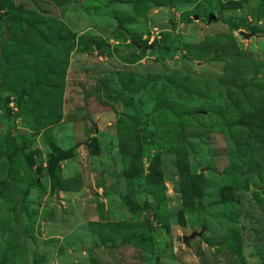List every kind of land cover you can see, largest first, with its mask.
Returning <instances> with one entry per match:
<instances>
[{
    "label": "rangeland",
    "instance_id": "obj_1",
    "mask_svg": "<svg viewBox=\"0 0 264 264\" xmlns=\"http://www.w3.org/2000/svg\"><path fill=\"white\" fill-rule=\"evenodd\" d=\"M0 264H264V0H0Z\"/></svg>",
    "mask_w": 264,
    "mask_h": 264
},
{
    "label": "trees",
    "instance_id": "obj_2",
    "mask_svg": "<svg viewBox=\"0 0 264 264\" xmlns=\"http://www.w3.org/2000/svg\"><path fill=\"white\" fill-rule=\"evenodd\" d=\"M142 154H143V147H142L141 143L138 142L137 143V150H136V153L132 156L130 166H129L128 170L124 171V175L127 178L133 179V178H136L140 175L141 171H140L139 167L137 166V163L141 160ZM73 155H74V149L73 148L66 150V151L65 150L60 151L54 157L53 161L50 163L51 164V166H50L51 170H53L55 168V165L58 162L70 159L73 157ZM127 203L129 206V210L134 214H137V213H139V212H141L144 209L149 207L148 202H144L143 204H139V203L135 202L131 197H127ZM147 224H148V226L151 227L149 221Z\"/></svg>",
    "mask_w": 264,
    "mask_h": 264
},
{
    "label": "water",
    "instance_id": "obj_3",
    "mask_svg": "<svg viewBox=\"0 0 264 264\" xmlns=\"http://www.w3.org/2000/svg\"><path fill=\"white\" fill-rule=\"evenodd\" d=\"M195 18L198 19V16H196ZM212 19H213V17L211 16L210 19H209V21H211ZM242 34H243L244 36H247V35H245L244 33H242ZM247 37H248V36H247ZM138 46L140 47L139 44H138ZM189 239H190V238L186 237V238L184 239V241L187 242V241H189Z\"/></svg>",
    "mask_w": 264,
    "mask_h": 264
}]
</instances>
